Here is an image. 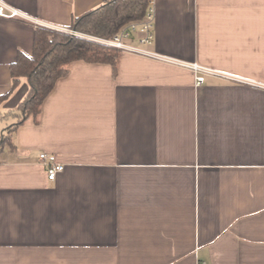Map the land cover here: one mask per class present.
<instances>
[{
  "label": "crops",
  "instance_id": "obj_1",
  "mask_svg": "<svg viewBox=\"0 0 264 264\" xmlns=\"http://www.w3.org/2000/svg\"><path fill=\"white\" fill-rule=\"evenodd\" d=\"M2 1L30 21L0 18V98L36 28L103 3ZM153 1L158 58L68 64L11 133L25 82L0 102V264H264V0Z\"/></svg>",
  "mask_w": 264,
  "mask_h": 264
},
{
  "label": "trees",
  "instance_id": "obj_2",
  "mask_svg": "<svg viewBox=\"0 0 264 264\" xmlns=\"http://www.w3.org/2000/svg\"><path fill=\"white\" fill-rule=\"evenodd\" d=\"M148 0H103L96 9L75 18L70 29L99 39H111L130 21L143 18ZM118 51L82 38L66 36L58 31L38 27L34 31L31 55L19 52L10 66L11 90L7 99L22 81L27 92L17 106L18 123L9 127L11 133L26 120L39 123L41 107L56 82L67 74V65L81 61L106 64L116 68Z\"/></svg>",
  "mask_w": 264,
  "mask_h": 264
},
{
  "label": "built area",
  "instance_id": "obj_3",
  "mask_svg": "<svg viewBox=\"0 0 264 264\" xmlns=\"http://www.w3.org/2000/svg\"><path fill=\"white\" fill-rule=\"evenodd\" d=\"M154 1H147V9L143 18L135 19L130 21L125 27H123L115 36L111 39H99L95 41L99 44L108 46L118 52H128L135 55H140L148 58H158L153 52L149 51L147 48L151 46L154 35H153V22H154ZM0 18L6 20H25L30 21V19L23 13L19 12L17 9L6 4L0 0ZM37 24V22H33ZM44 28H48L43 26ZM52 30L63 31L65 29L48 28ZM66 31V30H65ZM68 31V30H67ZM69 33H73L69 31ZM137 42V46L132 45L130 42ZM180 65L184 68L190 69L195 75L196 86L202 85L204 83L206 76L218 77L224 79L228 82L243 84L244 82L239 78H234L227 74H223L216 70L205 68L193 62L190 64ZM40 162L46 169V175L48 180H55L56 176L61 173L64 166L57 163L52 156L45 153L40 155ZM205 264V263H200Z\"/></svg>",
  "mask_w": 264,
  "mask_h": 264
},
{
  "label": "rangeland",
  "instance_id": "obj_4",
  "mask_svg": "<svg viewBox=\"0 0 264 264\" xmlns=\"http://www.w3.org/2000/svg\"><path fill=\"white\" fill-rule=\"evenodd\" d=\"M58 31L66 36H70V37H75V38H82L83 40H88V41H92V42H96L95 40L97 39L96 37H92V36H88L79 32H76L72 29H68V31L63 30V31H59V30H55ZM69 31L73 32V33H69Z\"/></svg>",
  "mask_w": 264,
  "mask_h": 264
}]
</instances>
